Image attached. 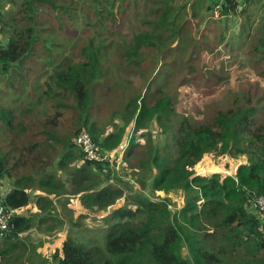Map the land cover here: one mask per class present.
Masks as SVG:
<instances>
[{
  "label": "trees",
  "instance_id": "16d2710c",
  "mask_svg": "<svg viewBox=\"0 0 264 264\" xmlns=\"http://www.w3.org/2000/svg\"><path fill=\"white\" fill-rule=\"evenodd\" d=\"M203 1L205 10L215 9L230 17H240L243 7L251 4L248 0ZM176 3L177 0H0L1 73L19 71L22 62L35 54L34 43L41 38L39 24L44 12L56 10L55 15L59 18L60 13L61 19L72 13L76 21L83 20L85 29H93L78 53L47 54L51 60L42 62L45 66L35 72V94L23 111L0 109V117L8 113L14 119L17 113L29 115L33 108L41 106L36 118L40 120L39 132L44 135L43 140H33L28 145L17 140H9L6 148L0 145V178H13L1 199L10 216L0 229L4 245L0 259L7 256L10 248H17L16 240L35 219L43 222L55 208V198L50 194L75 195L80 208L88 213L101 212L120 195L119 189L96 188L102 174L107 179L110 175L102 171V161L86 157L78 137L81 132L87 133L101 155L117 147L120 132L102 136L88 119L93 87L106 76L104 64L116 59L106 47L115 46L116 54L130 63L134 75L141 61L152 63L155 59L154 63L163 61L165 65L172 50L170 42H176V49L186 42ZM263 27L254 33L253 38H258L255 46L251 43L246 49L252 53L251 61L264 60ZM75 46L72 43L70 47L76 50ZM151 46H155V54L146 60ZM155 71L150 69L143 90L120 82L119 115L126 118L124 125L133 123L134 131L153 119L165 128L163 117L169 119L175 112L173 95L167 94L165 86L157 89L154 96L150 94ZM140 76L145 73L140 71ZM67 107L78 112L77 126L60 139L55 134L57 119ZM253 113L251 100H247L215 109L210 120L198 124L190 123L184 115L174 118L177 130L167 134L171 137L168 148L174 152L162 155L148 147L137 166H145L144 170L152 166V188L165 194L180 191L181 205L171 209L165 197L155 200L135 192L130 205L119 206L104 217L105 221L111 217V223L103 232V246L87 247L67 235L53 252L52 264H233V254L242 255L237 264H264V213L256 204L257 197L264 195V123L256 122ZM6 123H12L9 117ZM52 141L61 143L56 169L63 171L66 181L57 178L56 169H48L53 160L49 150H56ZM135 144L127 143L126 157L134 154ZM207 153L239 156L242 161L232 174H194V165ZM27 168L35 172H22ZM33 188L42 193L32 196L33 190L29 189ZM32 198L35 213H21ZM25 262L29 264L28 259Z\"/></svg>",
  "mask_w": 264,
  "mask_h": 264
},
{
  "label": "rangeland",
  "instance_id": "374dc122",
  "mask_svg": "<svg viewBox=\"0 0 264 264\" xmlns=\"http://www.w3.org/2000/svg\"><path fill=\"white\" fill-rule=\"evenodd\" d=\"M248 1L251 4L249 7H243L244 12L240 17H230L221 15L215 9L205 10L206 4L203 0H177L175 11L179 8L177 13L179 23L185 31V44L178 45L176 49V42L172 40L169 44L172 50L167 54L165 65L163 61L154 63L155 59L152 63L141 61V68L135 75L131 71L130 63L126 64L116 54L115 46L106 47L108 52L115 53L116 59L112 63L108 60L104 64L106 76L93 87L88 119L94 122L102 136L110 132L121 133L117 147L107 149L112 154L111 173L114 171L116 173L108 179L102 174L103 179L96 186V188L108 186L111 190L119 189L121 193L112 205L94 213L86 212L85 208L81 209L75 195L72 197L71 194H50V197L55 198V208L43 222L35 219L32 227L20 234L16 240L17 248H10L7 256L0 259V264H26V259L29 260V264L39 262L52 264L53 252L59 248L67 235L87 247L103 246V232L111 223V217L106 221L104 217L119 206L129 204L135 192L155 200L165 197L171 209L181 205L183 198L180 191L165 194L152 188L151 182L155 174L152 166L146 170L145 166L139 168L137 166L141 154L147 151L148 147L149 150L156 148L162 155H171L174 152V149L168 148L171 137L167 134L176 132V120L180 115L186 116L190 123L198 124L210 120L215 109L251 100L254 120L264 123V60L251 61L252 53L246 50L248 44L252 43L255 46L258 38L256 36L253 38L254 33L257 28L264 26V0ZM180 4L184 7L181 8ZM55 12L56 10H52L43 13L39 24L41 38L34 43L35 54L22 62L19 71L0 72V109L23 111L27 100L32 102L31 97L35 94L32 92L37 84L34 79L35 72L41 69L40 66H45L42 62L51 60L47 54L78 53L83 41L86 42L87 37L92 34L93 29H85L83 20L76 21L72 13L69 12L70 16L67 18L62 15L61 19V14L59 13L58 18ZM82 31L85 34H82ZM263 32L264 27L261 33ZM72 43H76V50L70 47ZM154 48L155 46L148 48L151 53H146V60L149 59V55L155 54ZM151 68L156 71L151 81L153 85L149 88L150 94L154 96L157 89L165 86L167 94L173 95L171 100L175 112L169 119L163 117L165 128L153 119L144 128L134 131L133 123L130 121L124 125L126 118L122 119L119 115V103L122 100V91L118 93L121 89L120 82L132 88L138 86L143 90L144 82L151 74ZM140 71L145 73V76H140ZM40 107L33 108L29 115L22 116L17 113L14 119L8 113L0 117L2 148L8 146L9 140H17L27 145L33 140H43L44 135L39 132L40 120L36 118ZM78 115L73 107L63 109V115L57 119L55 132L60 139L66 138L74 130ZM8 117L12 122L9 125L6 123ZM174 118L176 120H173ZM13 124H16V128ZM21 128L25 130H20ZM141 132L144 134L141 135ZM130 141L136 143L132 147L135 148L134 154L126 157L124 153ZM51 144L56 150L54 152L49 150L53 160L48 169L55 170L61 143L52 141ZM240 161L242 157L239 156L207 153L198 160L193 170L194 174L215 171L222 175L232 174ZM141 162L146 163L145 160ZM22 172L33 174L35 170L27 168ZM55 174L57 178L66 181L62 170L56 169ZM12 181L11 177L0 178V192L10 188ZM29 190H33L32 196L42 193L38 188ZM35 198H32L33 201L20 212L25 215L35 213L36 208L33 204ZM2 242L1 240L0 248L4 246ZM241 258L240 254L230 256L233 264H237Z\"/></svg>",
  "mask_w": 264,
  "mask_h": 264
},
{
  "label": "built area",
  "instance_id": "2783aa9c",
  "mask_svg": "<svg viewBox=\"0 0 264 264\" xmlns=\"http://www.w3.org/2000/svg\"><path fill=\"white\" fill-rule=\"evenodd\" d=\"M78 141L82 144L87 158L102 161V171H104V173H109L110 177L116 173L115 171L111 173L110 167L112 166V154L110 152L107 151L101 155L98 151V147L92 142L90 137L85 132L80 133ZM3 195L4 192H0V229L6 226V222L10 216V210L5 208L1 203ZM256 204L257 208L264 213V195L257 197Z\"/></svg>",
  "mask_w": 264,
  "mask_h": 264
},
{
  "label": "crops",
  "instance_id": "0c3cea01",
  "mask_svg": "<svg viewBox=\"0 0 264 264\" xmlns=\"http://www.w3.org/2000/svg\"><path fill=\"white\" fill-rule=\"evenodd\" d=\"M76 198V197H75Z\"/></svg>",
  "mask_w": 264,
  "mask_h": 264
}]
</instances>
